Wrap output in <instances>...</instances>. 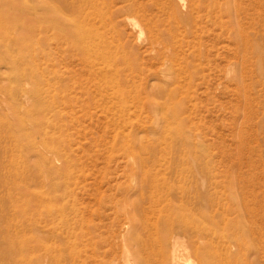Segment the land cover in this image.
<instances>
[{"label": "rangeland", "instance_id": "374dc122", "mask_svg": "<svg viewBox=\"0 0 264 264\" xmlns=\"http://www.w3.org/2000/svg\"><path fill=\"white\" fill-rule=\"evenodd\" d=\"M97 1L0 0V264H264V0Z\"/></svg>", "mask_w": 264, "mask_h": 264}, {"label": "bare ground", "instance_id": "6f19581e", "mask_svg": "<svg viewBox=\"0 0 264 264\" xmlns=\"http://www.w3.org/2000/svg\"><path fill=\"white\" fill-rule=\"evenodd\" d=\"M90 2V5L93 7V13L95 14H99V16L101 17L100 19L105 21L107 20V15H103V12L101 11L102 8L100 10H98V12L95 10L96 4L98 6V1L97 0H88ZM130 24H132L133 26H136L137 24L135 22H133L132 20L129 21ZM77 28L79 29V33H77V38H73V41L75 42L74 47L77 48L78 50L82 51V52H89L90 50L93 51V53H96L98 51L101 50V48H105L106 47V40L104 37H95L94 35H91L88 31L84 32L82 30L83 25L82 23H78L77 24ZM86 33V34H85ZM106 55H108L106 53ZM100 56L102 61H105V57L106 60L108 59V56H105L104 54H102L100 52ZM24 259V258H23ZM8 264H10L8 262ZM18 264V263H17Z\"/></svg>", "mask_w": 264, "mask_h": 264}]
</instances>
